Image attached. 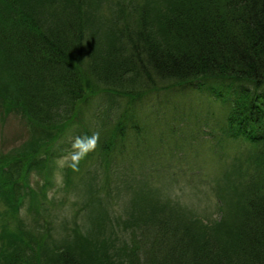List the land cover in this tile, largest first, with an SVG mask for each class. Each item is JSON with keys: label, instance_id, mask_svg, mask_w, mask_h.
<instances>
[{"label": "trees", "instance_id": "1", "mask_svg": "<svg viewBox=\"0 0 264 264\" xmlns=\"http://www.w3.org/2000/svg\"><path fill=\"white\" fill-rule=\"evenodd\" d=\"M114 2L0 0V101L40 129L20 150L1 154L0 203L11 214L20 210L31 169L66 150L67 128L102 92L114 96L95 114L99 139L89 154L96 151L106 170L116 161L130 167L131 142L148 146L134 103L163 90L196 89L225 104L223 132L244 148L236 159L239 172L246 165L244 179L227 184L235 198L219 199L212 221L158 190L136 192L129 238L120 231L98 238L91 228L72 241L42 225L1 228L0 264H264V0ZM86 238L92 241L84 244Z\"/></svg>", "mask_w": 264, "mask_h": 264}, {"label": "rangeland", "instance_id": "2", "mask_svg": "<svg viewBox=\"0 0 264 264\" xmlns=\"http://www.w3.org/2000/svg\"><path fill=\"white\" fill-rule=\"evenodd\" d=\"M101 8L109 15L113 9L105 1ZM203 93L196 89H168L143 95L142 101L134 103L140 106L139 122L149 141L144 142V146L148 142L146 149L139 148L136 140L131 142L134 137L130 133V142L134 146L129 144L125 162L130 167L124 170L120 161L111 164L113 169L106 170L95 162L99 158L96 151L92 153L94 158L88 151L78 161L73 159L77 151L73 148L78 136L76 132L79 130L81 137L86 136L85 131L95 132L99 125L95 114L99 113V108L107 107L114 95L102 92L93 96L83 107L80 117L67 128L65 138L69 145L64 146L66 150L60 149L61 152L50 159L42 157L40 167L31 169V189L20 210L11 214L0 203V229L28 226L35 229L36 224L49 228L56 237L72 235L67 240L73 241L74 238L80 240L85 230L95 228L93 236L98 234V238L102 234L115 237V232L119 231L129 238L132 228L128 227V219L135 213L132 205L135 193L149 196L155 195L156 190L172 203L185 205L203 221L218 218V207L222 204L219 199L230 201L235 198L232 186L227 184L233 182L235 185L244 179L242 173L246 171V165L242 163L243 171L240 169L239 172L237 165L242 161L236 160L240 149L244 151V148L227 133L224 135L225 104L215 102L208 93ZM124 103L127 104L126 100ZM7 106L0 101V156L14 152L15 148L20 150L35 132H40L18 109L10 110ZM157 139L160 143L155 145ZM54 146H59L56 139ZM120 177L125 180L120 181ZM93 213H96L94 221L90 218ZM115 218L121 223L118 224ZM5 223L9 224L3 228ZM205 223L203 225L209 226ZM125 228L127 231L123 233ZM91 241L86 238L84 244Z\"/></svg>", "mask_w": 264, "mask_h": 264}, {"label": "clouds", "instance_id": "3", "mask_svg": "<svg viewBox=\"0 0 264 264\" xmlns=\"http://www.w3.org/2000/svg\"><path fill=\"white\" fill-rule=\"evenodd\" d=\"M98 139V133H93L90 137H77L73 143V148L77 149L73 155V159L78 161L84 155H86L88 151L93 150L96 147Z\"/></svg>", "mask_w": 264, "mask_h": 264}]
</instances>
